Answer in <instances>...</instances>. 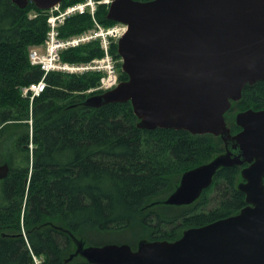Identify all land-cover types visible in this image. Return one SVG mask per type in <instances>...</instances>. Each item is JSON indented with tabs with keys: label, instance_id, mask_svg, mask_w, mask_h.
Here are the masks:
<instances>
[{
	"label": "trees",
	"instance_id": "trees-1",
	"mask_svg": "<svg viewBox=\"0 0 264 264\" xmlns=\"http://www.w3.org/2000/svg\"><path fill=\"white\" fill-rule=\"evenodd\" d=\"M78 1L63 0V5ZM107 13L100 5L98 19L113 24ZM47 19V11L32 1L20 7L0 0V146L8 129L29 127V119L32 133L19 136L18 145L29 152L30 141L35 144L31 162L17 167L9 162L11 171L0 180V264H37L35 257L42 259L39 264H93L81 255L68 260L77 248L69 231L101 245L108 242L101 232L139 223L148 230L146 238L175 240L184 229L236 214L247 204L238 187L240 169L231 166L217 172L193 205L152 208L150 203L170 194L186 170L221 153L224 142L211 133L140 128L130 101L86 105L87 90L99 83L100 72H50L46 89L31 105L21 88L43 76L29 53L44 42ZM91 25L90 14L71 16L62 35ZM113 52L120 57L117 45ZM102 55L93 42L63 51L62 59L83 62ZM126 79L121 70L120 80ZM248 108H264V79L245 86L226 114L228 123L235 126L236 113ZM213 189L219 194L216 205L200 209ZM48 219L62 229L44 225Z\"/></svg>",
	"mask_w": 264,
	"mask_h": 264
},
{
	"label": "water",
	"instance_id": "water-1",
	"mask_svg": "<svg viewBox=\"0 0 264 264\" xmlns=\"http://www.w3.org/2000/svg\"><path fill=\"white\" fill-rule=\"evenodd\" d=\"M30 1L48 9L63 0ZM107 18L128 25L118 41L128 79L90 95L92 107L130 101L140 128L184 129L221 136L226 152L185 171L162 200L191 204L222 166L242 170L248 204L240 212L184 230L177 240L87 244L76 251L93 264H264V108L238 112L232 133L226 112L247 84L264 79V0H112ZM11 171L0 164V180Z\"/></svg>",
	"mask_w": 264,
	"mask_h": 264
},
{
	"label": "built area",
	"instance_id": "built-area-1",
	"mask_svg": "<svg viewBox=\"0 0 264 264\" xmlns=\"http://www.w3.org/2000/svg\"><path fill=\"white\" fill-rule=\"evenodd\" d=\"M110 0H83L66 7L61 4L55 5L49 10V30L42 46H34L30 50L31 62L39 65L44 70L43 77L36 82L23 87V95L30 96L32 100L40 96L47 87V74L52 70L67 72H85L89 70L104 71L99 88L107 90L119 83L117 67L110 48L115 40L125 32L126 26L115 24L106 26L98 21L96 11L101 3ZM90 13L93 19V27L81 34L63 38L60 35V26L65 20L75 14ZM98 41L100 48L104 51L101 58H94L87 63H68L61 59V51L70 47L78 46L82 43Z\"/></svg>",
	"mask_w": 264,
	"mask_h": 264
},
{
	"label": "rangeland",
	"instance_id": "rangeland-1",
	"mask_svg": "<svg viewBox=\"0 0 264 264\" xmlns=\"http://www.w3.org/2000/svg\"><path fill=\"white\" fill-rule=\"evenodd\" d=\"M107 9L109 8V6L107 4H105ZM34 13V12H32ZM34 15V14H32ZM114 25L113 24H110L108 26H112ZM76 34V33H75ZM71 35H74V34H71ZM71 35H68L66 37H70ZM84 45V44H82ZM82 45H79L78 47L82 46ZM117 45V53L119 54L118 52V41L114 39L112 45H111V48H110V52H111V55L113 56L114 58V61H115V64H116V67H117V73H118V77L120 78V74H121V70H122V58H121V55L120 57L117 56L116 53L113 52V47ZM77 48V47H76ZM101 49V48H100ZM103 57L102 56H96L94 58H101ZM93 58V59H94ZM87 61H83L81 63H85ZM123 71V70H122ZM87 72H96L95 70H89V71H85V72H79V73H69V74H84V73H87ZM101 73V77H100V81L99 83L96 85V86H93L91 88H89L87 90V93L88 94H93L94 92H101L102 89L99 88V84L101 82V79L102 77L104 76L105 72L104 71H100ZM29 127H27L26 125L24 126H17V127H14L13 129L11 130H7L6 133H5V142L3 143L2 146H0V164L1 163H4V162H11L13 166L17 167V166H20V165H24L26 163L29 162V158H30V162L33 158V149L35 148V144L32 143L30 141L29 143V152H27L25 149H21L18 145V138L19 136L23 135L25 132H27L29 130L30 133H32V123H33V120L32 119H29ZM12 134V135H10ZM10 136V137H9ZM28 154H30V156H27ZM7 160V161H6ZM10 164V163H9ZM218 192L214 189L211 194L209 195V201L207 206H200V209H205V210H208L209 208H211L212 206H214L217 202V197H218ZM167 227V226H165ZM148 232L147 229H144L143 225L142 224H139V223H136L134 225H129V226H125V227H122V228H113L111 230H108L106 232H101L100 236L101 239L104 241H117V240H130L132 241V243H134V247H137V243L138 241L143 238L144 236H147L146 233ZM134 241V242H133ZM42 259H39L37 260V262H40Z\"/></svg>",
	"mask_w": 264,
	"mask_h": 264
},
{
	"label": "flooded vegetation",
	"instance_id": "flooded-vegetation-1",
	"mask_svg": "<svg viewBox=\"0 0 264 264\" xmlns=\"http://www.w3.org/2000/svg\"><path fill=\"white\" fill-rule=\"evenodd\" d=\"M245 88V87H244ZM244 90V89H243ZM234 102V101H233ZM233 102H232V105H233ZM232 107V106H231ZM249 109V108H248ZM254 109V108H253ZM231 110V108L227 111V112H229ZM247 110V109H246ZM241 111H244V110H240V111H238V112H241ZM227 112H226V114H227ZM237 112V113H238ZM237 113H236V115H237ZM226 114H225V116H226ZM236 115H235V123H236ZM226 121H227V123H228V119H227V117H226ZM228 126L231 128V130H232V133L233 134H236V133H238L239 131H241L243 128L241 127V126H239L237 123H236V125L235 126H232V125H230L229 123H228ZM208 134V133H207ZM217 136V135H216ZM221 137V136H220ZM223 140V139H222ZM224 142V141H223ZM25 145V144H24ZM224 152H226V146H225V142H224V150L221 152V153H219V154H217V155H215L212 159H214L216 156H218V155H220V154H222V153H224ZM211 159V160H212ZM210 160V161H211ZM207 163V162H206ZM204 164V163H203ZM250 165V163H248V162H245L244 164H236V165H233V166H238L239 167V181H238V187H239V184L241 183V182H244L245 181V179L243 178V176H242V170L245 168V167H247V166H249ZM199 166V165H198ZM223 167H231V166H222V167H220L219 169H218V171L221 169V168H223ZM194 168V167H193ZM189 170V169H188ZM187 171V170H186ZM217 171V172H218ZM217 174V173H216ZM216 174H215V176H216ZM182 176V175H181ZM214 176V177H215ZM181 179V178H180ZM213 181H214V178H213ZM213 181H212V183H211V185L213 184ZM210 185V186H211ZM210 186H208V187H206L204 190H203V192H202V194H201V196L203 195V193L205 192V190L206 189H208ZM240 189V188H239ZM214 190V189H213ZM212 190V191H213ZM241 190V189H240ZM211 191V192H212ZM244 192V191H243ZM245 193V192H244ZM211 194V193H210ZM169 195V194H168ZM168 195H166V196H164V198L163 197H160L159 199H156V200H154V201H152L151 203H150V205H151V207L153 208V207H158V206H160V205H169V204H165V203H163V201L162 200H164V199H166L167 198V196ZM200 196V197H201ZM245 196H246V193H245ZM200 197L197 199V200H195L194 202H192L191 204H184V205H170V206H180V207H189L190 205H193L194 203H196L199 199H200ZM246 198V197H245ZM247 202V201H246ZM247 204H248V202H247ZM246 204V205H247ZM216 205V204H215ZM214 205V206H215ZM245 205V206H246ZM213 207V206H212ZM242 209V208H241ZM240 209V210H241ZM240 212V211H239ZM233 215V214H232ZM228 217V216H227ZM224 218V217H223ZM213 222V221H212ZM211 223V222H210ZM206 224H208V223H206ZM206 224H204V225H206ZM44 225H46V226H50V227H52V228H56V229H62L55 221H53V220H51V219H48L46 222H45V224ZM198 226H203V225H194V226H191V227H198ZM191 227H188V228H191ZM188 228H186V229H188ZM186 229H184V230H186ZM184 232V231H183ZM69 233V232H68ZM70 234V233H69ZM183 235V234H182ZM70 236H72L71 234H70ZM143 239H146V240H164V239H162V238H154V239H150V238H146V237H144V238H141L139 241H138V243H137V246H138V244H139V242L141 241V240H143ZM178 239V238H177ZM177 239H175V240H177ZM167 240H170V239H167ZM170 241H174V240H170ZM107 243H117V242H114V241H110V242H107ZM121 243H128V242H121ZM128 244H130V243H128ZM131 245V244H130ZM132 246V245H131ZM133 247V246H132ZM137 247H133V249H136Z\"/></svg>",
	"mask_w": 264,
	"mask_h": 264
}]
</instances>
